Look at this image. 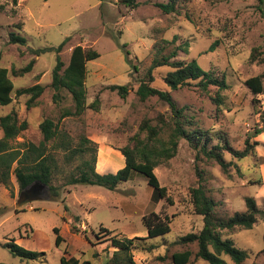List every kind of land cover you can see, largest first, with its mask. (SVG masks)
Returning a JSON list of instances; mask_svg holds the SVG:
<instances>
[{
	"label": "rangeland",
	"instance_id": "374dc122",
	"mask_svg": "<svg viewBox=\"0 0 264 264\" xmlns=\"http://www.w3.org/2000/svg\"><path fill=\"white\" fill-rule=\"evenodd\" d=\"M165 1L136 0V6L129 7L118 0H0V66L8 69L14 84L12 101L0 105V116L14 111L19 121L28 122L11 145L19 149L23 141L38 143L42 138L38 124L49 117L69 134L74 146L81 136L97 144V172H115L124 166L119 148L129 142L144 120L155 125L172 119L166 102L156 96L141 100L135 90L157 48L166 54L186 41L187 50H177L176 57L195 59L204 69L224 73L228 87L219 92L223 102L218 106L194 82L172 90L177 105L184 107L185 127L206 132L210 145L226 139L233 148L242 149L252 128L260 124L264 111V0H178V12L173 13H164L156 6V2ZM10 31L25 37V43L10 42ZM174 35L177 39L173 41ZM66 37L58 53L64 66L74 45L100 53L86 64L87 106L80 115H62L73 104L66 89L60 90L56 100L52 98L51 71L57 54L39 51L45 46H57ZM213 43V50H209ZM123 44L129 51L130 64L125 61ZM30 61V71L22 75L12 72ZM168 70L167 66L154 69L152 84L167 89L162 77ZM256 75H262L263 92L253 94L245 80ZM34 83L44 85V90L37 104L27 107V95L17 96L15 89ZM110 84H129L126 97L110 90ZM215 90L211 87L210 94L215 95ZM96 97L97 110L89 106ZM254 141L257 142L253 152L242 159L224 153V158L231 161L224 172L215 161L197 154L190 141L181 138L169 162L154 168L172 204L152 197L153 188L146 177L132 172L128 180L113 190L79 183L66 186L58 200L50 199L48 193L44 198L16 206L19 190L11 173L9 184L0 185V262L60 264V256L66 251L67 256L88 260L89 264H105L114 249L108 237L146 236L142 216L155 211L171 218V230L147 240L146 243L155 244L153 250L134 249L133 259L137 264H173V252L196 251L195 243L183 245L173 241L202 227V216L194 213L190 201V188L197 184L200 175L207 194L222 202L217 215L226 217L244 210L246 196L254 197L257 206L264 209V132L250 138V142ZM53 152L57 165L54 184L74 173L76 166L91 156L90 151L76 152L66 160L61 149ZM100 226L112 231L98 239L94 233ZM54 227L64 239L59 246L55 245ZM228 236L237 247L249 251V257L241 264L263 263V254L259 252L264 247L263 218L259 217L251 228L237 229ZM12 237L27 249L45 251L46 263L21 261L13 256L1 245ZM189 264L208 263L192 255Z\"/></svg>",
	"mask_w": 264,
	"mask_h": 264
},
{
	"label": "trees",
	"instance_id": "16d2710c",
	"mask_svg": "<svg viewBox=\"0 0 264 264\" xmlns=\"http://www.w3.org/2000/svg\"><path fill=\"white\" fill-rule=\"evenodd\" d=\"M118 2L129 7H135L136 0H118ZM178 0H166L165 2H156L164 13L178 12ZM9 41L12 43H25L26 39L15 31L8 33ZM177 35L172 37L176 40ZM67 37L64 38L57 46H45L39 49L40 52L54 51L56 61L51 71L50 87L54 90L52 98L56 100L61 89H66L70 95L73 107L68 108L62 114L80 115L86 108V89L85 77L87 73L86 64L100 56V53L92 48L83 47L80 44L74 45L71 49L67 65H63L58 53L65 44ZM169 42V41H167ZM166 54L160 52L157 48L150 65L144 76L139 79V84L135 90L136 95L144 100L150 96H156L169 106L171 120L164 119L160 123L152 125L148 120H144L137 132H135L129 142L120 147L119 150L124 156V166L115 172L99 173L95 170L97 144L87 137H79V143L74 146L69 134L59 126L53 119L46 117L38 124L42 138L38 143L32 141H23L20 148L11 145L14 139L21 131L28 126L27 120L19 121L16 112L11 111L0 116V185H8L10 174L12 173L17 183L19 192L30 185L33 181L39 180L48 187L49 197L52 200L60 199L61 193L68 185L75 184H92L103 186L107 189H115L121 182L128 180L132 172H138L146 177L147 183L153 188V194L156 199H165L169 204L172 200L167 195V189L159 183L154 172V168L160 164H167L176 154L178 143L181 138H186L197 150V154H202L207 160L215 161L221 169L226 172L231 164L224 158V153L228 152L236 159H242L254 150L257 141L250 142V138L264 132V111L260 117V124L252 128V132L245 138L242 149L233 148L228 141L222 140V143L210 145L206 132L200 130H188L185 127V116L183 115L184 107H179L171 95L172 90L187 86L194 82L195 86L218 106L222 104L223 97L219 93L228 87L224 73H218L215 69L202 68L195 59L184 60L178 59L177 50H187L188 43L185 41ZM123 44L122 51L125 61L130 64L128 57L129 51ZM215 43L209 46L213 50ZM167 66L170 68L162 77L167 89L158 88L152 84L154 80L153 70ZM136 70V66L132 65ZM32 61L19 69H12L17 75H22L30 71ZM262 75L249 77L245 84L250 88L253 94L263 92L261 82ZM214 87L215 95L210 94V88ZM110 90H114L122 98L126 97L130 88L129 84H110ZM14 84L8 75V69L0 66V105H7L12 101V90ZM44 85L34 83L27 87L15 89V95H27V107H33L37 104L38 97L42 94ZM255 99H252V103ZM99 99L96 97L90 107L97 110ZM143 133V135H141ZM61 149L65 152V159L70 160L76 153L90 151L89 159L82 160L75 169L65 179L58 183H53V176L57 168L54 152L51 150ZM199 156V155H198ZM14 164V165H13ZM67 191V190H66ZM190 201L194 213L202 216V227L195 232H188L173 243L187 245L196 244V251L193 253L190 249L175 251L171 254L173 264H189L190 258L203 259L208 264H241L249 257V251L237 247L233 240L228 236L229 233L237 229H249L259 217L264 219V209H260L252 196L244 198L245 209L234 211L229 216H219L216 214L217 208L222 204L207 194L203 183V176H199L197 184L190 188ZM78 220L79 217L75 216ZM170 222L166 214L151 211L142 216V223L146 227V236L133 237H108L110 245L114 248L105 264H137L133 259V250L141 249L151 251L154 249V243H146L149 238L162 236L170 232ZM73 228L76 229L75 226ZM30 230L32 228L30 227ZM55 236V245L59 246L63 237L57 227L53 228ZM77 230V229H76ZM112 230L100 226L99 231L94 233L96 238L108 236ZM94 245V243H92ZM1 245L6 248L13 256L18 257L21 261H41L46 263L45 251H35L27 249L18 244L14 237L6 239ZM264 257V247L259 251ZM66 251L60 256V264H89L88 260H82L74 255H66ZM96 255V252L93 253ZM0 264H7L0 262ZM255 264V263H252ZM264 264V261L263 263Z\"/></svg>",
	"mask_w": 264,
	"mask_h": 264
},
{
	"label": "water",
	"instance_id": "95a60500",
	"mask_svg": "<svg viewBox=\"0 0 264 264\" xmlns=\"http://www.w3.org/2000/svg\"><path fill=\"white\" fill-rule=\"evenodd\" d=\"M44 196H48L47 185L39 180H35L19 192L16 206H19L26 200L40 199L44 198Z\"/></svg>",
	"mask_w": 264,
	"mask_h": 264
}]
</instances>
